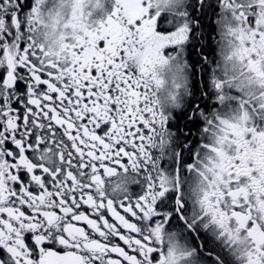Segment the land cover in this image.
<instances>
[{
	"label": "snow or ice",
	"instance_id": "snow-or-ice-1",
	"mask_svg": "<svg viewBox=\"0 0 264 264\" xmlns=\"http://www.w3.org/2000/svg\"><path fill=\"white\" fill-rule=\"evenodd\" d=\"M0 264H264V0H0Z\"/></svg>",
	"mask_w": 264,
	"mask_h": 264
}]
</instances>
